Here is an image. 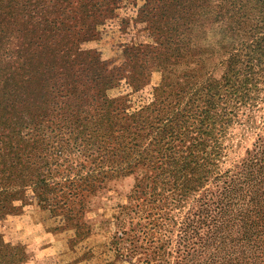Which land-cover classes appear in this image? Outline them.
Instances as JSON below:
<instances>
[{
    "label": "trees",
    "instance_id": "1",
    "mask_svg": "<svg viewBox=\"0 0 264 264\" xmlns=\"http://www.w3.org/2000/svg\"><path fill=\"white\" fill-rule=\"evenodd\" d=\"M238 1L221 0L215 17L229 20V31L244 30L250 35L248 41L221 54L225 71L219 79L201 77L215 66L214 52L197 45L203 36L196 19L211 14L207 0H146L137 22L151 27L155 40L165 46L155 53L147 51L148 45L125 50L128 64L122 70L106 62L86 67L72 61V67L62 68L63 76H68L67 87L99 86L100 98L92 105L97 116L72 125L80 133L93 131V142L115 144L117 154L106 161L104 182L109 175H135V186L116 218L118 231L110 244L132 264H264V135L238 163L225 168L223 159V133L243 108L256 102L264 86V0H256L253 15L245 5L236 10ZM118 5V0H0V75L7 70L10 81L4 98L14 103L12 118L7 113L0 122L4 133L0 148L9 146L10 152L16 148L28 155L26 164L34 173L40 203L47 198L44 192L50 179L38 165V141L25 136L52 125L53 66L72 55L83 60L74 51L75 44L96 35L97 25L114 16ZM177 12L183 14L177 19L197 24L179 41L182 46L166 42L179 39L180 26L173 23ZM167 32L170 35L163 38ZM186 53L197 56L192 83L183 79L182 72L165 73L172 58ZM139 55H143L140 60ZM3 58L9 59L10 67ZM77 67L84 73L81 81L70 77ZM148 71L164 73L155 89L158 100L133 115H115V101L107 97V91L124 79L130 86L141 87ZM169 88L175 104L162 99ZM84 94L73 96L83 104L89 100ZM7 138L15 140L10 141L12 146L4 144ZM4 161L0 158V163ZM87 179L83 183H89L91 175ZM94 189L86 185L79 195L92 194Z\"/></svg>",
    "mask_w": 264,
    "mask_h": 264
},
{
    "label": "rangeland",
    "instance_id": "2",
    "mask_svg": "<svg viewBox=\"0 0 264 264\" xmlns=\"http://www.w3.org/2000/svg\"><path fill=\"white\" fill-rule=\"evenodd\" d=\"M118 1L115 15L97 25L96 35L75 44L74 51L81 53L83 60L72 55V59L59 61L53 66L56 79L55 99L51 102L52 125L25 136L38 141L37 159L41 163L37 164L50 179V185L44 192L48 199L40 203L35 197L34 173L26 164L28 155L16 151V148L10 152L9 146L0 148V158L5 159L0 163V264H132L128 259L119 257L110 244L118 231L116 218L127 206V198L135 186V175H109L104 182L103 173L108 169L106 161L112 153L117 154L114 150L116 146L93 142V131L80 133L77 128L87 119L97 116V110L92 105L100 98L99 86L89 83L88 89H84L79 83L67 87L65 78L68 76L62 74V68L72 67V61H76L78 66L84 63L86 67L106 62L110 68L122 70L128 64L123 57L125 50L130 52L134 47L148 45L150 49L147 51L155 53L164 48L165 42L155 40L151 27L137 22L146 0ZM207 1L211 14L205 19H196L203 36L197 45L214 52L211 61L215 66L204 71L201 77L207 75L219 79L225 71L221 54L225 56L238 43L248 41L250 33L229 31L230 21L222 22L215 17L221 9V0ZM242 5L246 6L249 15L255 14L258 9L256 0H239L235 9ZM177 16L183 17V14L177 12L173 19V23L180 26L179 39L169 38L166 42L182 46L183 39L197 24H187ZM167 35H170L169 32L163 38ZM194 46L191 45V48L194 49ZM220 46L224 49L221 50ZM142 58L143 55H139V60ZM3 59L6 60V67H10L9 59ZM196 59L195 53L172 58L165 73L174 75L182 72L183 79L192 83L197 74ZM6 71L0 75V122L7 113L11 117L14 106L11 100L4 98L9 89L7 82L10 81ZM83 75L77 67L72 68L70 77L81 81ZM146 75V84L141 87L130 86L124 79L118 87L107 91V97L115 101V115H133L158 100L155 89L161 85L164 73L148 71ZM260 87L256 102L243 108L237 121L223 133L225 168L244 159L258 138L264 135V86ZM82 91L89 100L79 104L73 95ZM172 92L173 89H167L162 99L175 104ZM14 120L20 122L21 119ZM78 120V126H73L72 123ZM16 124L19 127L21 123ZM3 134L0 132V136ZM11 140L14 139H5L4 144H9ZM4 149L8 151L7 157ZM88 175H91L89 183H83L88 180ZM86 185L95 187L92 194L79 195Z\"/></svg>",
    "mask_w": 264,
    "mask_h": 264
}]
</instances>
